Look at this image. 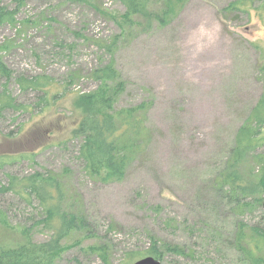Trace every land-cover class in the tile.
<instances>
[{"label":"rangeland","instance_id":"1","mask_svg":"<svg viewBox=\"0 0 264 264\" xmlns=\"http://www.w3.org/2000/svg\"><path fill=\"white\" fill-rule=\"evenodd\" d=\"M231 1L189 0L166 26L154 21L149 31L118 40L115 68L125 90L116 107L148 103L145 125L151 133L125 178L103 184L84 174L80 140H67L76 121L71 92L36 114L28 108L36 96L21 92L14 80L42 74L62 83L72 74L81 77L71 91L93 90L96 83L84 73L102 61L94 43L119 33L113 17L123 7L117 0H27L15 25L0 24V57L10 71L7 93L27 106L2 112L0 157L33 155L0 164V185L7 174H61L66 168L62 183L69 209L83 214L91 230L82 247L105 243L109 264L144 258L151 238L184 251L165 253L161 264H250L234 237L239 224L264 228L262 204L249 198L242 201L247 207L236 204L240 196L219 179L237 131L264 89V0L253 4L249 16L225 11ZM0 5L14 7L8 0ZM4 83L0 77V90ZM259 169L250 160L244 174L256 176ZM0 210L9 225V231L0 230V247L19 242L16 232L24 228L36 242L48 238L45 229L33 226L41 219L34 199L0 193ZM259 255L264 258V251ZM57 264L103 263L73 247Z\"/></svg>","mask_w":264,"mask_h":264},{"label":"trees","instance_id":"2","mask_svg":"<svg viewBox=\"0 0 264 264\" xmlns=\"http://www.w3.org/2000/svg\"><path fill=\"white\" fill-rule=\"evenodd\" d=\"M14 7L0 5V24H16V12L27 0H8ZM68 4H87L92 0H63ZM189 0H117L123 12L113 17L119 30L107 41H94L95 47L102 53V61L84 73L96 86L88 92L71 91V87L80 77L69 74L66 82H57L48 75L17 76L15 83L23 93H33L36 100L28 106L30 112L41 113L55 105L54 101L71 92L70 112L76 121L67 140L79 139L78 159L84 174L91 180L103 184L121 181L133 160L145 152L151 131L146 127L148 103H138L130 107L117 108L119 96L125 90L115 68L114 55L118 40L130 38L152 28L154 21L164 27L183 9ZM259 0H232L225 8L227 12L249 16L256 10L253 4ZM264 7V4H261ZM24 22V21H23ZM61 44H59L60 46ZM76 74V73H75ZM0 77L5 80L0 90V116L2 112L27 110V106L18 103L7 93L6 83L10 71L0 57ZM73 90V89H72ZM66 140V141H67ZM264 145V89L244 124L237 131L235 146L225 171L220 175L221 187H227L238 194L236 204L247 207L245 198L251 203L262 204L260 195L264 192V153L257 151ZM33 154H20L18 157L1 155L0 164L5 165L16 159L31 160ZM250 160L260 166L258 175H245V164ZM33 172L22 177L6 175V184L0 185V193H10L34 199L39 207V219L33 226H41L49 233L46 240L36 242L31 237V229H20L21 240L0 247V264H57L70 248L79 247V251L96 256L101 263L109 264L108 245L101 241L85 245L83 242L92 237L86 218L76 209H69V197L63 189V174ZM8 225L5 213L0 210V230ZM9 226V225H8ZM7 230V229H5ZM9 231V230H7ZM238 249L250 264H264L259 253L264 251V228L239 224L234 237ZM165 253L184 256L177 245L161 243L151 238L150 247L145 252L162 261ZM144 255V256H145ZM132 254L126 255L129 262ZM145 256V257H146Z\"/></svg>","mask_w":264,"mask_h":264},{"label":"water","instance_id":"3","mask_svg":"<svg viewBox=\"0 0 264 264\" xmlns=\"http://www.w3.org/2000/svg\"><path fill=\"white\" fill-rule=\"evenodd\" d=\"M262 209L264 212V200L262 202ZM132 264H161V262L151 256H146L144 258H141L135 262H133Z\"/></svg>","mask_w":264,"mask_h":264}]
</instances>
